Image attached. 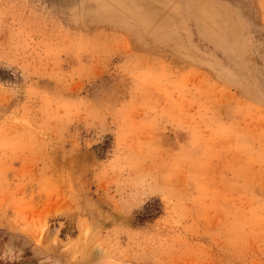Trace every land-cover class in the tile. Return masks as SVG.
I'll use <instances>...</instances> for the list:
<instances>
[{
    "label": "rangeland",
    "instance_id": "rangeland-1",
    "mask_svg": "<svg viewBox=\"0 0 264 264\" xmlns=\"http://www.w3.org/2000/svg\"><path fill=\"white\" fill-rule=\"evenodd\" d=\"M0 264H264V0H0Z\"/></svg>",
    "mask_w": 264,
    "mask_h": 264
}]
</instances>
